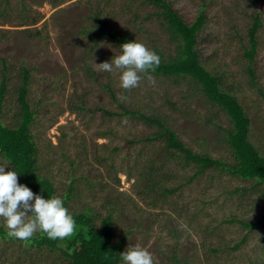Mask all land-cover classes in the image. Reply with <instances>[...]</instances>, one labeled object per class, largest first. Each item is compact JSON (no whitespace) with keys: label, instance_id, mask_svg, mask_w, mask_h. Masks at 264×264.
I'll return each instance as SVG.
<instances>
[{"label":"rangeland","instance_id":"1","mask_svg":"<svg viewBox=\"0 0 264 264\" xmlns=\"http://www.w3.org/2000/svg\"><path fill=\"white\" fill-rule=\"evenodd\" d=\"M19 1L11 0L12 8L0 17V80L4 62L8 69L1 120L10 126L19 121L18 89L26 66L30 72L26 96L36 113L30 128L39 171L53 181L60 198L73 186L69 211L91 206L100 217L112 212L115 240L127 233L122 251L140 244L152 254L154 264H264V220L258 221L264 216V187L234 191L249 188L251 182L216 168L185 184L196 167L177 165L174 158L166 167L173 174L167 185L184 184L153 205L140 191L138 178L143 162L164 157L165 141L138 139L157 131V126L134 115H107L102 110L122 112L121 103L128 110L163 114L194 151L232 160L223 140L224 129L231 127L229 119L189 77L176 83L150 73L155 84L142 79L138 87L125 92L119 72L95 71L94 63L111 62L121 49L108 36L94 42L80 31L93 27L95 20L88 18L93 11L101 8L100 18H108V28L118 34L128 30L130 41L136 39L160 60H169L177 54L178 40L160 15L164 7L150 0H101L100 7L96 0H65L58 6L51 0H24L27 14L39 19L25 32L26 26L19 25L23 14ZM166 1L188 23L205 13L197 38L201 60L219 72L224 88L238 97L251 120L249 138L264 154V0ZM256 13L262 24L251 64L253 85L245 50ZM120 94L126 99L118 98ZM81 104L80 109L72 108ZM231 217L257 224L252 228L227 221ZM0 264L67 261L6 236L0 239Z\"/></svg>","mask_w":264,"mask_h":264},{"label":"trees","instance_id":"2","mask_svg":"<svg viewBox=\"0 0 264 264\" xmlns=\"http://www.w3.org/2000/svg\"><path fill=\"white\" fill-rule=\"evenodd\" d=\"M65 0H51L54 6H58ZM151 2L162 5L163 11L160 13L169 26L171 36L178 40L177 54L169 60H161L154 74L167 76L178 83L181 79L189 77L201 91L207 101L214 107L220 109L231 123L230 128L224 129L223 140L227 142L231 161L211 156L210 154L200 153L187 146L179 137L178 132L167 124L166 116L163 114H146L139 109H129L123 104H119L122 112H115L108 109H102L107 115H134L149 125L157 126V131L138 139L165 141V155L162 159L149 158L142 163L144 169L139 173L138 182L141 183L140 191L149 198L151 204H157L159 200L165 199L169 194L174 193L184 183L169 186L167 182L173 177L167 164L175 159L177 165L182 167L194 164L196 169L185 180V184L191 182L199 174L204 173L209 168H216L221 171L238 176L245 181H250L248 187H236L234 191L264 187V154L249 138L250 117L244 109L238 97L229 89L224 88V81L219 72H213L206 67L200 57L197 49L198 32L204 26L206 21L205 13L200 12L192 23H188L176 9L166 0H150ZM101 0H96V7H100ZM19 9L23 11L21 15L20 26H26L22 30L30 31V25H35L39 19L27 14V6L24 0L19 1ZM12 8L11 0H0V17L6 14ZM93 11L88 16L95 20L93 27L81 28L90 38L97 42L100 38L108 36L116 41L119 46L129 42V31L125 34H118L108 28V18L102 20L100 11ZM27 11V12H26ZM8 21L3 20V22ZM259 14L253 16V22L248 28L249 46L245 50L248 58L247 71L251 77V83H255V74L251 68L258 40L256 32L261 26ZM41 31L36 30V35ZM92 47V46H91ZM4 62V61H3ZM3 70L0 80V109L2 100L7 88V65L3 63ZM29 69L22 66V83L18 89V101L20 103L19 121L14 126L4 124L0 115V154L3 155L10 165V170L17 171L18 182L28 186L33 193L42 195L45 199L57 196L56 187L53 181L39 171L37 163V143L31 132V124L35 119V111L31 109L27 100V86L29 82ZM112 98L117 101L113 90L108 87ZM264 94V92H263ZM175 105V103L173 104ZM83 105H75L72 108H82ZM1 113V112H0ZM73 186L70 185L69 191L62 197L65 207L69 210L68 200L72 195ZM138 192V193H141ZM70 212V211H69ZM76 221V233L63 240H50L46 234L37 232L30 241H25L28 246L35 247L38 250H49L51 254H56L61 259L67 261V264H118L122 261L120 253L127 241V233L122 234L118 240H115L116 226L112 212H107L100 217L95 209L86 206L77 212H70ZM264 220L262 216L258 221ZM227 221H238L244 226L254 227L257 223L253 221L246 222L237 217H231ZM7 229L4 224H0V239L7 236ZM16 240V239H15ZM53 252V253H52Z\"/></svg>","mask_w":264,"mask_h":264},{"label":"clouds","instance_id":"3","mask_svg":"<svg viewBox=\"0 0 264 264\" xmlns=\"http://www.w3.org/2000/svg\"><path fill=\"white\" fill-rule=\"evenodd\" d=\"M121 52L111 60L95 64L97 72H119L120 87L131 91L142 79L155 84L152 74L160 65L159 55L144 43L133 40L120 46ZM126 99L123 94L118 96ZM8 161L0 158V218H3L7 236L30 241L39 231L50 240H63L76 233L73 215L58 196L45 199L18 182L17 171H5ZM124 264H154L152 254L140 244L120 253Z\"/></svg>","mask_w":264,"mask_h":264}]
</instances>
